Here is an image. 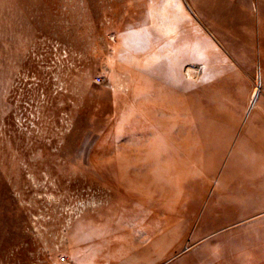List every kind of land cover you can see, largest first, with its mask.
<instances>
[{
    "label": "rangeland",
    "instance_id": "1",
    "mask_svg": "<svg viewBox=\"0 0 264 264\" xmlns=\"http://www.w3.org/2000/svg\"><path fill=\"white\" fill-rule=\"evenodd\" d=\"M263 108L264 0H0V264H264Z\"/></svg>",
    "mask_w": 264,
    "mask_h": 264
},
{
    "label": "crops",
    "instance_id": "2",
    "mask_svg": "<svg viewBox=\"0 0 264 264\" xmlns=\"http://www.w3.org/2000/svg\"><path fill=\"white\" fill-rule=\"evenodd\" d=\"M260 117L262 119L258 122V124L254 127L250 126L246 132L247 137L240 143L239 153L240 156L246 155V158L254 157L258 160L256 167L258 175L256 176V180H258L260 184L257 185V188L264 195V108L261 110ZM252 175V173H249L245 178L248 185L244 184V186H247L248 189H253ZM263 198L261 200L262 204H264Z\"/></svg>",
    "mask_w": 264,
    "mask_h": 264
},
{
    "label": "bare ground",
    "instance_id": "3",
    "mask_svg": "<svg viewBox=\"0 0 264 264\" xmlns=\"http://www.w3.org/2000/svg\"><path fill=\"white\" fill-rule=\"evenodd\" d=\"M244 10V9H243Z\"/></svg>",
    "mask_w": 264,
    "mask_h": 264
}]
</instances>
